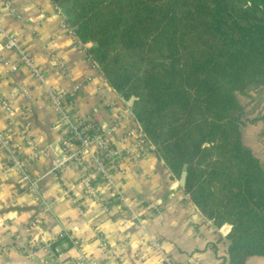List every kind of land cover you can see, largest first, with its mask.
<instances>
[{
  "label": "trees",
  "instance_id": "trees-1",
  "mask_svg": "<svg viewBox=\"0 0 264 264\" xmlns=\"http://www.w3.org/2000/svg\"><path fill=\"white\" fill-rule=\"evenodd\" d=\"M172 178L232 226L228 264L264 258V166L237 93L264 87V0H51Z\"/></svg>",
  "mask_w": 264,
  "mask_h": 264
},
{
  "label": "clouds",
  "instance_id": "clouds-1",
  "mask_svg": "<svg viewBox=\"0 0 264 264\" xmlns=\"http://www.w3.org/2000/svg\"><path fill=\"white\" fill-rule=\"evenodd\" d=\"M33 8H36V4L30 2L23 10L30 12ZM11 14H14L11 5L4 4L3 0H0V26L6 23L7 17ZM58 14H63V9H58L57 13L52 15L40 11L43 27L47 29L48 25H55ZM28 23L36 24L37 21L29 16L25 22L24 27L30 34L24 41L27 45L24 52L33 47L29 42L34 39L32 33H37V28H29ZM60 24L62 25L63 21ZM23 35L24 33L14 26L9 27L7 31L0 27V53L5 52L3 45L5 37L9 38L7 49L11 50L12 47L19 46L18 40ZM37 37L41 41H48L44 45L46 51L63 54L59 57L53 55L51 61L45 56H32L21 69L24 72L31 69L32 75L19 86L12 88L10 92L2 90L15 83L9 73L15 70L20 62H12L16 60L14 55L7 67L0 64V111L6 113L0 118V146H2L0 147V211L5 208L14 209L0 215V264H7L6 258L7 261H14L15 264H173L175 261H180V264L185 262L207 264L208 253L203 249L209 241H201L198 235L194 236V229L187 227L189 223H201L195 215L190 214L187 220L180 223L181 217L185 214L184 210H181L180 216H172L170 214L175 211V205L170 204L159 215L152 216V210L159 209L164 201L157 200L154 196H149L146 200H141L139 196L133 198L129 193L143 194L142 182L137 180V174L124 164H120L119 170H114L113 174L98 157L93 164L91 158L97 152L95 147H84L81 153L77 154L72 151L73 146L64 141L69 149L66 154L61 147L63 138L57 136L55 142L49 144L47 149L55 156L51 164L53 172L57 175L42 196L35 184L32 185L29 195H17L14 191L15 185L5 183L9 179L21 184L28 180L27 176L20 179L25 162L17 160L13 150L8 148L9 142L17 134H19L18 150L27 154L30 159L39 157L42 164L48 163L47 150L36 151L41 143L46 142V136L40 134L35 136V139L29 138L35 134L29 133L27 127L21 132L20 125L14 118L23 115L20 101L24 96H30V99L34 96L38 102L45 89L60 90L59 86L64 75L57 72L55 76L45 79L42 75L43 66L50 63L53 68L63 71L64 65L69 61V54L63 50L71 48L73 39H65L62 33L47 30L37 33ZM91 46V44L85 45V47ZM37 65L40 67L38 68ZM67 75L72 80H78L84 76V72L76 66ZM92 83L98 84L99 81L93 80ZM29 87L34 89L31 95L28 91ZM92 91L94 89H90V92ZM6 120L9 123H5ZM9 124L15 127V132L11 131ZM102 128L107 131L108 125L105 123ZM25 133L28 135L26 136ZM23 141L27 142L26 145ZM88 143L85 141L86 145ZM4 149H8L13 154L5 156ZM131 151L135 153V149ZM6 161H11L12 166L8 167ZM142 163L146 164L149 170L154 168V161L145 160ZM90 167H94L95 170L89 171ZM101 174L108 182L96 183L93 186L92 182L97 181ZM178 187V183H173L170 191L174 193ZM108 201L112 202L111 207L108 206ZM24 206H36L40 209L39 214L37 215L35 211L22 213L15 210ZM129 210L131 215L128 214ZM194 211L196 214L199 213L198 208H194ZM48 213H51V216ZM33 216L36 217L35 220H31ZM207 224L211 233L215 228L214 221L208 220ZM177 225L178 230L173 232V226ZM231 228V225L225 223L216 230L227 237ZM131 229L135 231H130ZM200 231H204L203 225ZM65 236L68 241H72L71 245L66 241L57 243ZM161 236L168 238L161 240ZM190 238L192 239L187 251L191 255L175 254L176 247H183ZM54 244L55 249H53ZM197 248L200 251H197Z\"/></svg>",
  "mask_w": 264,
  "mask_h": 264
},
{
  "label": "crops",
  "instance_id": "crops-1",
  "mask_svg": "<svg viewBox=\"0 0 264 264\" xmlns=\"http://www.w3.org/2000/svg\"><path fill=\"white\" fill-rule=\"evenodd\" d=\"M30 2L36 4V8H33L30 12H25L23 10L24 6ZM3 3L10 4L11 8L14 9V14L9 15L6 19V23L1 27L4 31H7L9 27L14 26L18 31L24 33V35L18 40V45L23 51L27 48V45L24 43V41L30 34L24 27L29 16H32L37 21V23H28L27 26L29 28H37V33H42L47 30L49 32L62 33L65 39H73L71 48L63 50L69 54V61L64 65V69H66L67 73H71L73 67L79 66V68L84 72V76L78 80H72L66 74L64 75V79L61 80L59 86L60 90L57 91L55 88L51 89L53 91L67 93L69 96L70 121L76 122L81 119L89 118L101 128L102 125L106 123L108 125V130L113 129V131L110 133V138L111 142L116 147H119L120 149H125L126 147L135 149V143L141 138L142 132L130 111L131 108L129 109L125 106L126 101L123 100L122 97L108 85L100 70L88 59L85 51L87 47L81 44L68 32L64 15H57V22L55 25H48L47 29L43 27V22L40 19V11H44L46 15H52L57 13L58 9L56 5L53 4L51 0H3ZM61 21H63L62 25L60 24ZM38 25H40V27H38ZM37 33H32L34 39L29 43H31L33 47L28 49L26 52L28 54L30 53L29 55L31 58L35 55H41L47 57L49 61H51L53 55H57L59 57L63 54L56 51L51 53L46 51L44 45H46L48 41L39 40ZM4 42L5 41L3 40V44ZM14 55L16 56V60L12 62H20L17 70L11 71L9 73L10 77L15 81V83L11 84L10 87L3 89L2 91L10 92L12 88L19 86L24 80L28 79V77L32 75L30 69L28 72L21 70L25 65L20 60L19 54L14 50L5 49L4 53H0V64H3L5 67H7L9 60H11V57ZM37 67L39 68L40 66L37 65ZM57 72H61V69L53 68L50 63L43 66L42 73L45 79L55 76ZM93 80H98L99 83L93 84ZM39 82L42 83V81ZM74 88L77 89L74 90ZM90 89H94V91L90 92ZM47 90L48 89L44 90L43 94L39 97L38 102L35 100L34 96H32L31 99L30 96H24L20 101L23 115H17L14 118L20 126L29 123V133L35 134L29 138L35 139V136L40 134H44L46 136V142L39 145V147L36 149L37 152L42 149L47 150L48 145L54 143L57 136H61L63 138L68 135V123L58 118L54 106L48 97ZM252 90L257 93H253L255 97L253 98L251 106H244L243 102L245 103V100L248 99L245 94H250V92L252 93ZM28 91L30 95L34 93V89L31 87L28 88ZM21 93H23V89H21ZM256 95L258 96L256 97ZM242 96H245L243 97L245 99L242 100ZM237 98L245 109L243 113L244 117H241V132L243 141L252 150L254 155L259 158L262 165L264 166V87H251V89L249 88L242 93H237ZM5 115L6 113L0 111V118H3ZM248 116H250V121L246 122ZM5 123H9V121L6 120ZM58 125L59 129H57ZM9 127L12 132H15L14 126L9 124ZM18 140L19 138L14 136L12 144H17ZM23 143L26 145L27 142ZM17 152L21 159L30 160L29 169L34 177L39 178L38 192L42 196L48 190V186L54 178V175L50 173L51 161L55 159L54 154L50 150L46 151L48 163L47 165H44L40 162L39 157L30 159V157L27 154H24L21 150H17ZM145 160L154 161V168L149 170L147 165L142 163ZM120 164L130 167L131 170L137 174V180L142 182L143 194L129 193L133 196V198L139 196L141 200H146L149 196H154L157 200L164 201L163 205H161L159 209L152 210V216L159 215L160 212H163L170 204L175 205V211L170 214L172 216H180L181 210H184L185 214L181 217L180 223H183L184 220H187L190 214H194L195 218L201 223H189L187 227L194 229V236L198 235L201 241H209V243L203 249L204 252L208 253L207 264H217V262L218 264H228V241L226 237L222 236L216 230L219 228L217 226H215L212 232L209 233V225L207 224L208 219L203 217L200 212L198 214L195 213V205L184 193L182 187L179 184V187L174 193L170 191V186L173 183H178V181L172 178L171 173L166 168L164 162L157 157L154 151H145L136 163H133L130 159L124 157L122 158ZM89 171H92V169H89ZM5 183L14 184V191L17 193V195H29V193L25 192L20 186V183L16 180L9 179ZM92 183L93 186H95L96 183L102 182L98 178L97 181ZM111 204L112 202L108 201L109 207H111ZM12 210L14 209L5 208L0 211V215ZM15 210L22 213L35 211L37 215L40 211V209L36 206L18 207ZM128 214L131 215L130 210ZM48 215L51 216V213H48ZM35 218L36 217L33 216L31 217V220H34ZM113 219L116 218L113 217ZM201 225H203L204 231H200ZM47 227L50 228L51 225H47ZM177 230L178 225L173 226V232H176ZM130 231H135V229H131ZM185 231H187V229H185ZM167 238L168 237L166 236L160 237L161 240ZM191 239L192 238H190L189 241H186L183 247L177 246L175 249V254L181 256L191 255V253L187 251V247L191 243ZM63 242L65 241H58V243ZM196 250L200 251L199 248ZM6 262L7 264H15L14 261H7V258ZM174 263L180 264V261H175ZM201 264H205V262H201ZM245 264H264V258L258 256L250 257L246 260Z\"/></svg>",
  "mask_w": 264,
  "mask_h": 264
},
{
  "label": "built area",
  "instance_id": "built-area-1",
  "mask_svg": "<svg viewBox=\"0 0 264 264\" xmlns=\"http://www.w3.org/2000/svg\"><path fill=\"white\" fill-rule=\"evenodd\" d=\"M58 9V8H57ZM1 27V26H0ZM68 32L75 37L72 29L67 25ZM3 30V29H2ZM76 38V37H75ZM4 46L5 49H7V45L9 43V38H4ZM11 50L16 51L19 56L20 60L25 65L27 60L31 59V56L24 52L19 46H14L11 48ZM23 53V55H22ZM7 65V64H6ZM8 66V65H7ZM15 70L12 71H16ZM31 70V69H30ZM32 72V70H31ZM61 73L63 75L67 74L66 69L63 71L61 70ZM43 75V73H42ZM44 77V75H43ZM45 78V77H44ZM77 88H74L76 90ZM48 97L54 106V109L57 113V116L60 120L65 121L68 123V135L66 137H63L61 141V147L64 148L65 153L67 154L69 152L68 147L65 146L64 141H67L68 144L72 145V151H75L77 154L81 153L82 148L84 147H95L97 149V152L94 157H92L93 164L95 162V159L98 157L101 162L106 166L107 170L109 172H113L114 170H119V165L122 160V158L127 157L131 160V162L136 163L140 156L147 150L154 151L153 145L146 139V137L143 135L141 138L135 143V153H133L131 148L126 147L125 149H120L119 147H116L112 142L110 138V133L113 131L107 130L105 131L101 127L97 126L91 119H81L76 122H71L69 117V106H70V98L67 95V93L64 92H57L53 91L51 89L47 90ZM4 112V111H3ZM5 113V112H4ZM13 126V125H12ZM27 127L29 130V123H26L22 126H20L21 132H23L24 128ZM27 136L28 133H25ZM15 137L19 138V134H17ZM97 137L99 140H97ZM85 141H88L89 143L86 145ZM13 140L9 142L8 148L12 149L15 153V157L17 160L21 162H25L23 164V168L21 170L20 179H23L24 176L28 177V180L25 181L23 184L20 183V186L24 189L25 192L30 194V190L33 184L36 185L37 191L39 190V178L34 177L29 169L30 160L29 159H21L18 156L17 152V144H12ZM26 142V141H23ZM2 147V146H0ZM4 155L10 156L13 154V152H9L8 149H4ZM112 153V155H109ZM75 163V161H73ZM6 164L8 167L12 166L11 161H6ZM53 166L51 164V170L50 173L54 176L57 175V173L53 172ZM89 169H92V171L95 170L94 167H90ZM98 178L101 180L102 183H107V179L102 174L98 176ZM35 220V219H34ZM64 241L68 242L69 245L72 244V241H68L67 236L63 238ZM58 243V242H57ZM56 245H53V249H55ZM173 264H175L173 262Z\"/></svg>",
  "mask_w": 264,
  "mask_h": 264
},
{
  "label": "water",
  "instance_id": "water-1",
  "mask_svg": "<svg viewBox=\"0 0 264 264\" xmlns=\"http://www.w3.org/2000/svg\"><path fill=\"white\" fill-rule=\"evenodd\" d=\"M134 100H135V98L131 97L128 101L125 102V106L130 109L133 105ZM186 176H187V165L185 164L182 167V171H181L180 177L178 179V184L181 187H183L185 185Z\"/></svg>",
  "mask_w": 264,
  "mask_h": 264
},
{
  "label": "rangeland",
  "instance_id": "rangeland-1",
  "mask_svg": "<svg viewBox=\"0 0 264 264\" xmlns=\"http://www.w3.org/2000/svg\"><path fill=\"white\" fill-rule=\"evenodd\" d=\"M248 89H249V88H248ZM248 89H246V90H248ZM250 89H251V88H250ZM246 90H245V91H246ZM243 92H244V91H243ZM241 93H242V92H241ZM253 93L255 94V93H257V92H254V91L252 90V93L250 92V94H245V96H247L248 99L245 100V103L243 102V105H244V106H245V105H246V106H247V105H248V106H251V103H252V101H253V98L255 97V95H254ZM253 95H254V96H253ZM245 96H242V100L245 99V98H243V97H245ZM257 96H258V95H256V97H257ZM247 100H248V101H247ZM241 104H242V103H241ZM242 107H243V106H242ZM244 110H245V109L243 108V113H244ZM243 117H244V116H243V114H242V118H243ZM249 121H250V116H248V118L246 119V122H249ZM173 179L178 181L179 178L175 177V178H173Z\"/></svg>",
  "mask_w": 264,
  "mask_h": 264
}]
</instances>
